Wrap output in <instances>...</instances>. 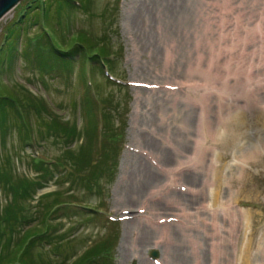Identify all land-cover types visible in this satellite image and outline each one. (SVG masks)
<instances>
[{
  "label": "rangeland",
  "instance_id": "obj_1",
  "mask_svg": "<svg viewBox=\"0 0 264 264\" xmlns=\"http://www.w3.org/2000/svg\"><path fill=\"white\" fill-rule=\"evenodd\" d=\"M25 1L0 19L1 48L6 47L8 27ZM86 1L82 0L84 10L62 12V25L53 35L65 44L61 34L67 30H82L94 40L104 39L115 52L110 58L113 68L92 67L88 61L83 77L79 61L67 72L48 75L31 60L28 64L17 56L0 69V80L26 89L29 96H43L48 114L78 130L73 141L57 140L43 127L42 117L47 115L38 118L31 113L27 124L32 135L29 142H23L25 135L15 125L11 127L13 117L6 119L10 129L4 139L0 133V172H8L13 181L40 182L39 187H32V200H26L32 208L29 225L38 223V197L56 189L73 196L69 197L73 201L69 210L55 211L51 220L57 226L51 238L55 241L62 235L67 240L60 250L71 254L70 259L95 244L103 250L102 257L90 264H154L163 259L164 264H194L197 258L208 264L214 245L216 253L220 248L224 253L218 264L236 263L243 244L242 223L237 224L239 218H235L238 228L233 229L231 242L222 243L221 237L228 238V225L216 223L215 228L211 223L210 200L201 190L204 175L187 160L203 131L200 112L205 111V119L218 130V143L212 150L216 156L222 154L216 163L222 204L216 210L217 220L225 221L223 206L237 209L238 217L245 214L244 224L253 236L249 263L264 264V252L256 253L258 242L255 244L261 236L264 243V151L248 156L253 144L262 139L263 132L257 131L264 126H256V120L246 117L254 113L264 123V0H189L183 13L168 20L169 14L161 13L157 0H89L88 5ZM33 26L31 35L38 30ZM227 63L230 69L225 67ZM196 64L205 69L203 74L193 69ZM224 79L245 83L247 93L258 97L261 105L251 111L238 107L245 93L241 88L222 90ZM89 93L107 104L102 106L100 99L91 102ZM219 103L239 114L240 122L232 124L231 118L227 128L224 121L219 123ZM243 111L247 114L242 115ZM101 117L104 136L99 129ZM105 148L106 155H101ZM65 150H71L70 157ZM73 156L79 157V165L72 161ZM55 158L58 163L69 159L68 171L74 173L67 175L62 167L65 171L59 175L52 166L53 176L42 179L38 162L50 163ZM149 170L155 174L143 184ZM173 173L175 177L168 181ZM7 194L0 190V207L11 198ZM154 212L158 215H152ZM183 213L196 225L185 228L176 222ZM129 214L130 222L122 219ZM164 222L171 223L168 240L156 244L161 235L158 224ZM29 225L24 223L22 229ZM15 237L13 233L12 240ZM152 251L157 252L156 257L151 256ZM52 256L62 264L60 255Z\"/></svg>",
  "mask_w": 264,
  "mask_h": 264
},
{
  "label": "trees",
  "instance_id": "obj_2",
  "mask_svg": "<svg viewBox=\"0 0 264 264\" xmlns=\"http://www.w3.org/2000/svg\"><path fill=\"white\" fill-rule=\"evenodd\" d=\"M86 2L88 5L90 1ZM67 8L85 9L82 0L25 1L19 8L11 26L8 27L4 45L6 47H2L0 50L3 51L0 56V69L2 70L1 66L4 62L9 64L17 56L22 57L28 64L31 60L40 67L42 73L48 75L53 73L56 75L60 70L67 72V70H71L73 63H79V61L82 64L81 74L83 77L86 75L85 65L88 61L92 67L113 68V60L110 58L114 56L115 52H113L112 46L104 43V39L94 40L82 30L72 33L67 30V33H62V40L65 39L68 44L55 39L53 31L62 25V12ZM33 25L38 27L35 35H31ZM0 82L4 84L3 87H0V133L2 139L5 138L6 131L10 129L6 119L9 120V117L12 116L11 127L15 125V128L25 135L23 142L28 141L32 135V128L30 129L27 124L31 113L38 118L44 113L47 115L42 117L43 127L57 140L65 138L68 142L78 137L75 125L68 124L66 126L60 117L48 114L47 101L43 96L32 97V95L29 96L30 93L26 92V89L22 91L20 88L7 85L3 80ZM101 102L104 103V106L107 104L102 99ZM104 123L103 121V136L106 133ZM65 152L68 156L71 155V150H65ZM103 154L106 155L105 149L101 150V155ZM61 160L63 162H57L54 168L59 172V175L65 171L66 167H70L69 159ZM74 160L78 162V165L81 162L79 157L72 158V161ZM38 163L39 170L43 172L41 178L50 179L53 175L46 167L47 165L44 161ZM73 171H67V175H72ZM92 175L94 174L92 173ZM39 183L37 181L30 182L25 178H17L16 181H13L8 172H0V190H7V195H11L4 208L0 207V264H59L53 261L52 254L60 255L62 264H90L95 258H101L103 250L98 248V245L92 244L78 256L70 259L71 254H63L60 250L61 244L67 240L63 241L62 235H58L59 238L55 241L51 238L57 227L51 223V220H54V213L59 209L69 210L68 207L73 202L69 199L70 196L73 197L71 194L54 189L40 195L37 204V208L40 210L37 212V216L33 214L38 219V223L33 226L29 225L33 219L29 216L32 208L28 202L33 198L32 187H39ZM24 223L29 225L25 230L22 229ZM13 233L16 234L14 240H12Z\"/></svg>",
  "mask_w": 264,
  "mask_h": 264
},
{
  "label": "bare ground",
  "instance_id": "obj_3",
  "mask_svg": "<svg viewBox=\"0 0 264 264\" xmlns=\"http://www.w3.org/2000/svg\"><path fill=\"white\" fill-rule=\"evenodd\" d=\"M160 4V6L162 7V11L161 13H167L169 14L166 15L165 19H169L171 17H177L179 16V12L183 13V9L186 6L187 3H189V0H157ZM200 9H198V11H203V8L201 7V5H199ZM163 18V17H161ZM200 42L202 43V38L200 35L197 36L196 38V43H198V45H200ZM210 50H212V43H208ZM201 53H198V56H200ZM200 58V57H199ZM201 62L200 59H198V64ZM196 64V67H194V70H197L200 73H204L205 69L202 67H199V65ZM226 68L230 69V63H227V65L225 66ZM229 73H226L225 77H228ZM248 81V80H247ZM245 83L243 82H234V83H230L228 80L224 79V82L221 83V87L222 90H230V91H236L239 90L240 88L242 89V92L245 94H242V97H244L243 99V103L241 105H239L238 107L246 109V110H253L254 108H257L258 105H261L262 101L258 100V97L255 96V98L253 96H251V94H248L247 91L245 90ZM207 97V96H206ZM224 100L226 98H223ZM237 107V108H238ZM217 109V115L219 118V123H223L222 124L225 128L229 127V120L232 118V124H234V122L236 121V123L240 122V120L238 119L237 116H239V114H235L234 111L232 112V110L230 108H227L225 103H219L218 106L216 107ZM219 109L221 111H219ZM247 111H243L242 115L247 114ZM202 119H204L203 121V131L202 133L199 135V137L197 138V140L194 143V149L192 154L190 155L189 159H187L188 161H191L192 164L194 165V168L196 169V167L198 168V173L200 174V172H202V174L204 175V187L202 185V191H204V193L207 195V197H209L210 200V221L212 224H214V227L216 228L217 225L223 226V227H227L226 224L228 225V232H227V236L228 238H224L221 237L220 233L218 234V237H221L222 239V243L225 241H229L231 242L230 238H232V232L234 228H238L237 224L242 223V246L240 248V250L238 251V261H236V263L234 264H250L249 261V257H250V247H251V242L253 241L252 239V231L251 230H247L246 228V224H244V221L246 220V215L243 214L242 216L238 217V210L237 209H233L231 211V209L225 208L223 206V208H221V214L224 217V223H220L217 219L218 217L216 216V210L218 208L219 211V206H221L222 204L219 203L218 201V187H219V181H220V176L218 175V168H217V161L219 160V156H221L222 154L219 153V156H216V152H214L215 147L217 146L218 143V130L217 128L212 124L209 123L210 121L205 119L206 118V112L202 111L200 112ZM225 114V116L227 115V117H223V115ZM254 113H251V115ZM250 114H247L246 117L251 118L253 120H256V126H264V123L260 124L261 122L257 119L258 117L256 116V114H254L253 116H251ZM163 119V118H162ZM163 121V120H162ZM251 124V123H250ZM251 126V125H250ZM258 126V127H259ZM257 127V128H258ZM261 132H263V137L262 139L258 140V145L257 144H253V147L250 152L248 153V156H252L255 153H259L261 154V152L264 151V129L259 128L257 133L260 134ZM216 145V146H215ZM214 151H213V150ZM208 170H207V168ZM200 171V172H199ZM149 172V176L147 177L146 180H143L144 183L149 182L150 176H154L155 172H152L151 170L148 171ZM175 173V172H174ZM173 173V176L171 178L168 179L171 180L173 177H175V174ZM209 174V177H208ZM172 181V180H171ZM170 181V182H171ZM170 182H168L170 184ZM163 186V185H162ZM205 208H207V206H204ZM152 215H158V213L154 212ZM162 216H160L159 218L161 219ZM177 217H181V221L177 220L176 222H179V224L181 223V225H183L185 228H187L190 225H194L192 224L191 221H189L190 219V215L188 213H183L181 216H177ZM147 219H149V217H145ZM157 218V219H159ZM235 218H239V222H236ZM123 220H128L130 222V220H132V217L129 215L127 216H123L122 217ZM146 219V220H147ZM217 223V225H216ZM237 223V224H236ZM142 224V223H141ZM211 224V226H212ZM196 225V224H195ZM159 228H161V235L157 238L159 241L155 242L156 244H159V242H166L168 240V232H167V228L169 226H171V223L168 224L167 222H164L162 224H158ZM218 232H220L219 229H217ZM225 230H223L224 232ZM240 231V230H239ZM258 242V245L256 246V253H262V251L264 252V243L262 244V236L256 241L255 244ZM222 243H220L219 245H221ZM197 247V245H196ZM195 247V248H196ZM212 250L214 252L213 257L211 258V260H209L210 262L208 264H218L220 257L224 255L223 250L220 248V250L218 251V253H216V248L214 245H212ZM240 252V253H239ZM196 254V253H195ZM230 255V254H229ZM227 255V256H229ZM163 262H165V260L163 259V261H157L154 264H164ZM194 264H201L200 260L197 258L194 261Z\"/></svg>",
  "mask_w": 264,
  "mask_h": 264
},
{
  "label": "water",
  "instance_id": "obj_4",
  "mask_svg": "<svg viewBox=\"0 0 264 264\" xmlns=\"http://www.w3.org/2000/svg\"><path fill=\"white\" fill-rule=\"evenodd\" d=\"M21 0H0V19L8 13L11 9H13ZM152 255L156 256L157 253L155 251L151 252Z\"/></svg>",
  "mask_w": 264,
  "mask_h": 264
}]
</instances>
